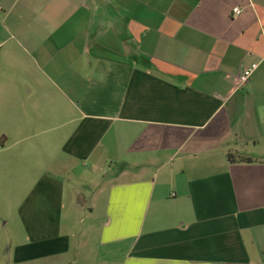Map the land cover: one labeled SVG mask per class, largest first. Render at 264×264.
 Segmentation results:
<instances>
[{"label":"crops","instance_id":"0c3cea01","mask_svg":"<svg viewBox=\"0 0 264 264\" xmlns=\"http://www.w3.org/2000/svg\"><path fill=\"white\" fill-rule=\"evenodd\" d=\"M7 209L0 264H264V0H0Z\"/></svg>","mask_w":264,"mask_h":264},{"label":"rangeland","instance_id":"374dc122","mask_svg":"<svg viewBox=\"0 0 264 264\" xmlns=\"http://www.w3.org/2000/svg\"><path fill=\"white\" fill-rule=\"evenodd\" d=\"M19 55V54H18ZM21 57V55H20ZM33 183L32 180H24L23 181V192L26 194V191L29 190V187ZM88 189L85 190V194ZM69 209L63 210V218L66 219V222L70 223L68 224L70 227L72 226V230L75 231L74 236L72 237V243L71 247L73 248V251L75 253L81 254L84 252V245H83V236H82V230H85V227L87 226V220L83 218L80 213L76 214L74 212H69ZM0 215V222H3L5 220H8V223L3 225L1 228V233L3 234V239L5 240L4 245L2 247V250L4 253L10 252L11 251V240H12V235L16 231L18 232L19 228L16 227L15 221V213L12 209L10 210H5L1 213ZM72 251V250H71Z\"/></svg>","mask_w":264,"mask_h":264},{"label":"built area","instance_id":"2783aa9c","mask_svg":"<svg viewBox=\"0 0 264 264\" xmlns=\"http://www.w3.org/2000/svg\"><path fill=\"white\" fill-rule=\"evenodd\" d=\"M233 12H234V14L237 15L241 12V9L239 7H234ZM256 67H257V63H252V64H249V65L243 67L241 72H240V76H239L240 82L241 83L246 82Z\"/></svg>","mask_w":264,"mask_h":264},{"label":"trees","instance_id":"16d2710c","mask_svg":"<svg viewBox=\"0 0 264 264\" xmlns=\"http://www.w3.org/2000/svg\"><path fill=\"white\" fill-rule=\"evenodd\" d=\"M227 160L229 162H235V161H240V162H249V158L241 157V156H235L234 154L228 153L227 154Z\"/></svg>","mask_w":264,"mask_h":264}]
</instances>
